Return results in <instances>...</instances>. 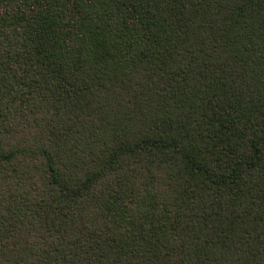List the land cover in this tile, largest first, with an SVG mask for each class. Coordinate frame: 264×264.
Returning a JSON list of instances; mask_svg holds the SVG:
<instances>
[{"label":"trees","instance_id":"obj_1","mask_svg":"<svg viewBox=\"0 0 264 264\" xmlns=\"http://www.w3.org/2000/svg\"><path fill=\"white\" fill-rule=\"evenodd\" d=\"M0 264H264V0H0Z\"/></svg>","mask_w":264,"mask_h":264}]
</instances>
